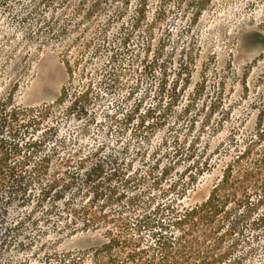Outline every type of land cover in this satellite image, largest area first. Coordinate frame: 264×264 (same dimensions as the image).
Wrapping results in <instances>:
<instances>
[{
	"label": "rangeland",
	"instance_id": "rangeland-1",
	"mask_svg": "<svg viewBox=\"0 0 264 264\" xmlns=\"http://www.w3.org/2000/svg\"><path fill=\"white\" fill-rule=\"evenodd\" d=\"M139 1L0 0V120L13 110L16 121L32 122L19 128L20 141L46 137L49 147L55 137L70 140L66 148L58 147L51 168L74 177L72 151L87 154L106 139L102 126L117 125L136 103L140 111L153 105L161 80L166 81L180 94L169 124L180 127L181 140L199 135L195 153L210 157L181 198L191 205L207 196L225 162L240 151L248 152L241 165L264 168V0H145V7ZM62 85L66 96L58 103ZM87 85L86 115H64L65 105ZM187 102L192 106L182 113ZM44 105L48 118L39 120ZM53 124L59 135L52 134ZM173 131L157 130L154 140L169 139ZM0 139L11 142L7 127L0 129ZM187 152L179 148L178 173L189 163ZM64 157L68 165H62ZM1 218L0 233H5L2 226L10 219ZM250 233L245 231L236 252L240 264H264V228L258 237ZM57 244L59 251L82 248L89 239L64 237ZM16 255L13 248L3 252L0 264Z\"/></svg>",
	"mask_w": 264,
	"mask_h": 264
},
{
	"label": "trees",
	"instance_id": "trees-1",
	"mask_svg": "<svg viewBox=\"0 0 264 264\" xmlns=\"http://www.w3.org/2000/svg\"><path fill=\"white\" fill-rule=\"evenodd\" d=\"M138 5L145 7V0ZM138 11L140 20L143 7ZM64 66L70 73L71 63L65 60ZM161 81L153 105L140 111L136 103L117 125L106 123L100 129L106 139L98 140L86 155L80 148L72 151L74 177H62L55 166L51 168L58 147L66 148L70 140L55 137L49 147L46 137L20 141L19 128L32 122L16 121L13 110L3 115L0 129L8 128L11 142L0 139V218L10 220L2 226L0 255L12 248L19 254L4 264H240L242 257L236 252L245 231L258 237L264 228V168L241 165L248 153L244 149L225 162L203 200L183 205L182 196L210 157L195 153L199 135L181 140L180 127L169 124L180 94ZM88 89L89 85L74 94L64 115H86ZM65 96L62 85L56 102ZM190 106L187 102L180 111L187 113ZM41 109L39 120H47L49 107ZM173 127L169 139L154 140L157 130ZM57 128L51 126L53 135H59ZM181 146L188 150L189 163L178 173ZM69 160L64 157L62 165ZM13 206L19 218L10 211ZM78 236L89 244L59 251V240ZM29 255L32 260L21 261Z\"/></svg>",
	"mask_w": 264,
	"mask_h": 264
}]
</instances>
